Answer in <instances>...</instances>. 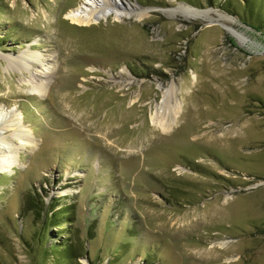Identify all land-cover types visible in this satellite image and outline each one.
Returning <instances> with one entry per match:
<instances>
[{"label": "rangeland", "instance_id": "374dc122", "mask_svg": "<svg viewBox=\"0 0 264 264\" xmlns=\"http://www.w3.org/2000/svg\"><path fill=\"white\" fill-rule=\"evenodd\" d=\"M117 1L148 12L0 0V264H55L66 239L80 264H264V0ZM36 193L70 210L46 237Z\"/></svg>", "mask_w": 264, "mask_h": 264}, {"label": "bare ground", "instance_id": "6f19581e", "mask_svg": "<svg viewBox=\"0 0 264 264\" xmlns=\"http://www.w3.org/2000/svg\"><path fill=\"white\" fill-rule=\"evenodd\" d=\"M185 10L188 14L190 15H200V14H207L209 11L202 10L196 7H185ZM113 12H116V15L118 17H121L123 15L127 14H133L136 13L139 17H143L144 14L148 12L147 9H130L128 6L123 5L122 3H119L117 0H94V3L88 7V8H82V9H73L67 13V18L71 19L73 22L78 23V24H83V25H89L92 23H97L102 18H107L109 15H111ZM189 16V15H188ZM202 17V16H201ZM232 33L238 37L239 40L244 42L246 38L241 37L237 30L235 28H231L227 26ZM28 64H32L36 61L34 59H38L35 56L32 58L26 57ZM27 65V64H26ZM47 66L44 68L42 72H40L39 75H34V78H37L39 76L42 80L41 84L45 85L46 82L49 80L51 76V70ZM45 79V80H43ZM174 98H176L175 94V89L174 86L171 90L170 95L165 99V106H166V111L162 112H157L156 118L159 120V122L163 125L164 130H169L172 125L174 124L177 115L180 111V103H173ZM9 114L0 107V121L3 120V118H6ZM13 115L10 116V122L9 123V128H3L5 131H10L14 125H17L19 121H16L15 117L12 118ZM8 118V117H7ZM2 133H0L1 135ZM29 135H26L28 137ZM25 137V136H24ZM25 139V138H24ZM8 143V144H7ZM26 143V142H25ZM3 144V147H2ZM6 144V145H4ZM13 142L9 137H1L0 138V171L6 170L8 168H11L15 165V151L16 148L13 146ZM6 151V152H5ZM5 152V153H4Z\"/></svg>", "mask_w": 264, "mask_h": 264}, {"label": "trees", "instance_id": "16d2710c", "mask_svg": "<svg viewBox=\"0 0 264 264\" xmlns=\"http://www.w3.org/2000/svg\"><path fill=\"white\" fill-rule=\"evenodd\" d=\"M187 1L193 2V0H187ZM30 203H32V205L34 206L30 207L28 210L35 212L36 219L41 218V222L42 224H44L42 235H45V237H46L45 233L46 231L48 233L49 228L59 227L60 225H62V223L67 221L66 220L67 218L65 217H67V214L70 212V210H67V207L56 210L58 206L54 204L48 205L44 201L43 196L38 193L33 195ZM38 207L40 208V211H38ZM52 211L54 212L50 214V212ZM47 239L49 240L48 235H47ZM60 242H61L60 244L51 245L52 254L54 255V258H53L54 263L55 264H80L79 259L82 258L84 254H76L75 247L72 244H69L67 239L62 240ZM47 251L49 255V248H47ZM110 264H114V262H111Z\"/></svg>", "mask_w": 264, "mask_h": 264}]
</instances>
